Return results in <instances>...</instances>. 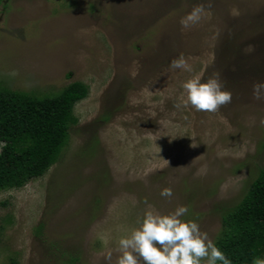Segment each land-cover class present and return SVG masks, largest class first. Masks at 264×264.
Masks as SVG:
<instances>
[{"label":"rangeland","instance_id":"obj_1","mask_svg":"<svg viewBox=\"0 0 264 264\" xmlns=\"http://www.w3.org/2000/svg\"><path fill=\"white\" fill-rule=\"evenodd\" d=\"M201 3L210 15L182 30ZM181 53L191 72L169 69ZM195 75L231 103L184 107ZM75 81L89 94L59 160L0 192V264H115L148 211L181 205L215 242L264 169V0H0V83L53 95Z\"/></svg>","mask_w":264,"mask_h":264},{"label":"trees","instance_id":"obj_2","mask_svg":"<svg viewBox=\"0 0 264 264\" xmlns=\"http://www.w3.org/2000/svg\"><path fill=\"white\" fill-rule=\"evenodd\" d=\"M88 94L89 86L80 81L53 95L0 83V192L24 187L59 160L79 121L75 106ZM215 243L231 264H264V169L242 200L223 214Z\"/></svg>","mask_w":264,"mask_h":264},{"label":"clouds","instance_id":"obj_3","mask_svg":"<svg viewBox=\"0 0 264 264\" xmlns=\"http://www.w3.org/2000/svg\"><path fill=\"white\" fill-rule=\"evenodd\" d=\"M231 14L236 16L239 13L233 9ZM207 15H210V8L203 3L195 6L181 18V29H189ZM169 69L192 71L188 58L182 53L170 62ZM16 74L15 71L11 73L13 76ZM131 75L135 78L138 69L134 68ZM182 89V105H190L196 111L216 112L232 101V93L217 78L202 81L200 75H195L182 83ZM253 96L258 100L264 98V82L253 85ZM261 123L264 124V120ZM193 146L196 144L193 143ZM165 160L169 163V160ZM160 194L171 197L173 192L169 187L162 189ZM188 212L186 205L178 206L169 214L148 211L138 228L119 238L117 251L120 255L115 264H231L224 251L207 233L201 232L196 220L182 219ZM105 258L112 264L111 251ZM254 264L260 262L255 261Z\"/></svg>","mask_w":264,"mask_h":264}]
</instances>
